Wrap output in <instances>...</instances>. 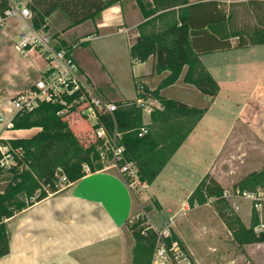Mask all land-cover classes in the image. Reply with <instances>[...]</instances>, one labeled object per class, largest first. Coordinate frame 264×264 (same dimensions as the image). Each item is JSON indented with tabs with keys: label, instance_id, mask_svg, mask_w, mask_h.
Here are the masks:
<instances>
[{
	"label": "trees",
	"instance_id": "1",
	"mask_svg": "<svg viewBox=\"0 0 264 264\" xmlns=\"http://www.w3.org/2000/svg\"><path fill=\"white\" fill-rule=\"evenodd\" d=\"M10 1L0 0V13L4 14ZM117 1L28 0L27 5L32 12L34 26L49 30L48 18L57 11L67 21L64 29H69L87 20L95 21L103 10ZM136 2L143 20L137 25V35L129 47L131 60L144 62L152 57L153 73L160 75V81L155 88L143 82L141 89L137 83L136 98L114 100L117 105L114 116L122 135L121 143L125 146L122 162H133L139 180L150 184L207 110L206 105H190L180 99L166 97L163 90L182 77L203 96L214 98L220 85L200 55L264 44V0L238 2L242 9L235 8L230 12L221 8L219 0ZM240 16H252L255 22L238 27L235 23ZM58 34L56 32L53 36ZM73 43L60 39L57 47L70 53ZM81 44L88 45L89 41ZM140 98H156L160 102V107L151 110L148 123L143 120V108L138 104ZM62 108L60 103L43 102L30 112L14 116L13 129H39L30 135L9 137L6 141L10 147L8 151L14 153V161L6 169L0 162V177L7 172L4 178L7 184L0 189V258L10 251L8 218L49 194L61 191L64 186L86 175L87 170L93 172L104 168L95 140L92 139L88 146L83 145L66 115L59 113ZM102 118L112 131L114 122L111 116L104 114ZM142 128L147 131L140 135ZM2 156L0 152V159ZM253 178L264 180V170L251 172L241 182ZM224 192V186L207 173L188 202L190 207H194L213 199L215 210L239 243L264 242V230H254L259 222L257 211L253 209V224L247 226L233 210ZM154 204L159 207L157 200ZM144 222L143 216L130 218L127 227L136 245L150 256L149 261L156 248L158 232ZM172 240H178L186 252L184 243L173 229L168 243ZM189 264L195 263L190 259Z\"/></svg>",
	"mask_w": 264,
	"mask_h": 264
},
{
	"label": "crops",
	"instance_id": "2",
	"mask_svg": "<svg viewBox=\"0 0 264 264\" xmlns=\"http://www.w3.org/2000/svg\"><path fill=\"white\" fill-rule=\"evenodd\" d=\"M58 13V11L53 13L48 18V22L50 23V18ZM62 17L67 25L65 17ZM14 19L17 24L20 23L18 18ZM142 20L143 15L136 0H119L103 10L100 18L83 22L89 23L88 31L86 36L80 37L77 42L69 41L60 34L55 38L64 39L69 43L74 42L70 53L80 70L89 77L99 91L102 89L99 88L101 85L95 82L80 64L74 49L83 41L92 42L101 35L102 28L113 25L119 26L121 30L129 28L130 47L137 35V25ZM64 28L65 26L62 31L66 30ZM56 32L59 30L54 33ZM245 51H253L260 57L251 61L244 60L241 56ZM230 52L239 53L237 59L236 56H226ZM23 53L24 56H32L35 59L34 65L41 71L44 66L41 55L36 51ZM200 58L218 81L219 93L214 98L204 96L203 99L209 102L206 105L207 110L156 179L150 184L146 183L143 189L147 198L157 200L159 203L158 211L150 219L153 228L162 230L170 227L187 245L196 264H213L209 254L214 244L210 246L209 254L197 253L188 237L175 222L172 221L166 225L167 217L164 213L172 214L175 209H183L185 212L196 209L198 205L190 207L188 198L207 173H211L222 184L215 171V161L223 147L231 142L239 125L244 126L264 142V44L203 53ZM146 63L150 64H147L148 70L143 75L156 77L158 85L160 75L153 73L152 57L144 62L132 61L134 66ZM108 80V83H114L113 79ZM249 80H253L254 84L246 83L245 87L244 85L241 87L239 81ZM181 81H183L182 77L169 87L183 83V89L195 95H201L199 90L193 88V85ZM225 83H227L226 88ZM33 84L28 83L18 93L29 89ZM2 94L5 96L3 91L0 92V96ZM180 100L183 101V99ZM184 101L195 105L190 99ZM148 114L150 119V111ZM74 119L77 124L70 125L76 134H81L86 127L89 129L88 124L81 117L75 115ZM145 121L148 123L149 120ZM215 125L224 132L215 141L218 147L208 167L201 175H198L192 171L198 160L197 145L209 142L207 129H214ZM32 129L36 131L39 128ZM26 130L28 129H17L15 136L1 135V137L26 136L23 133ZM171 192L178 195L168 194ZM134 206V190L117 167L108 166L93 172L87 170L86 175L64 186L61 191L49 194L6 220L10 232V251L0 258V264H125L127 220L132 217ZM236 209L239 213L240 208ZM155 219L158 220L159 227L155 225L153 221ZM169 219H172V216ZM258 244L264 245V242ZM261 257L262 260L255 264H264V254ZM216 264L225 263H219L216 260Z\"/></svg>",
	"mask_w": 264,
	"mask_h": 264
},
{
	"label": "rangeland",
	"instance_id": "3",
	"mask_svg": "<svg viewBox=\"0 0 264 264\" xmlns=\"http://www.w3.org/2000/svg\"><path fill=\"white\" fill-rule=\"evenodd\" d=\"M241 6L242 5L238 2L221 3V8L228 12L235 8L242 9ZM126 9H129V7H126ZM127 21L129 23V20ZM254 22L255 19L252 18V16H240L235 25L240 27L244 24ZM49 24V32L51 34L59 30L60 36L69 41H78L80 37L86 36V31H88L87 29L89 26V23H82L62 31V28L66 25L60 13L51 17ZM19 32V24L15 22L14 18L0 25V92L3 91L6 98L14 96L28 83L33 84L41 77V71L38 70L33 63L35 59L32 56H24V53L18 46L20 40ZM129 37V28L128 30H121L119 26L113 25L111 27L102 28L101 35L96 37L88 45L79 43L74 49V54L78 57L80 64L87 70L91 78L101 85V87H99L102 88L99 90L101 94L112 101L122 98H136V84L139 81L145 82L150 88L157 85L156 77L143 75V73L148 70V65L150 63L137 66L132 64L129 52ZM245 52L242 56L240 55L244 60L248 59L251 61L260 57L253 51ZM238 54L237 52H230L226 56H236L237 59ZM109 78L113 79L114 83H108ZM228 83L230 84V82ZM239 83L241 87L243 85L245 87L246 83L247 85L249 83L253 85L254 81H239ZM182 84L183 83H178L174 87L165 88L163 94L166 97L183 99V101L190 99L195 105L199 106L209 104L206 99H203L204 96L202 94L195 95L193 92L183 89ZM226 86L227 83H225V88ZM193 88H195V90L197 89L194 86ZM234 95L236 96V94ZM1 96H3V94ZM158 105H160V102L156 98H149L146 100L144 107H142L144 122H146L145 120H149L148 122H150L148 110L151 113V110ZM145 108H148V110ZM75 115L78 116L77 114H72L69 115L68 118L66 117L72 126L77 124L74 119ZM88 123L86 122V124ZM218 127L219 126L215 125L213 127L214 129H207V132H209L207 134L208 143H199L197 145L198 160L196 166L192 168V171L196 172L198 175H201V173L205 171L216 153L218 145L215 144V141H217L218 137L224 132V130ZM34 132V129L29 128L23 133L30 135ZM0 134L15 136L17 132L15 129H3L2 125H0ZM77 136L85 146H88L90 142H92L90 127L89 129L86 127L85 131L81 134L78 133ZM8 138L9 137H0V145L4 151L10 149L9 144L6 143ZM13 154L14 153H12L11 157H7L9 163L5 165V169L14 161ZM108 163L109 162H106V164ZM261 170H264V142L255 137L244 126L239 125L233 134L231 142L223 147L219 157L216 159L215 171L219 175L225 188L224 193L227 192V194H231L227 197L231 207L237 214L240 213V217L247 226L253 224L252 203L242 196V193L240 195L234 193L237 189L243 192L254 191L264 187V180L258 178L241 182V180L251 172ZM6 175L7 172L0 177V189H3L7 184V181L4 179ZM143 188L141 184H137L133 188L135 193V206L131 218L136 219L138 216H143L145 218L144 225L153 227L150 219L152 215L158 211V208L154 204L153 199L145 196ZM168 194L173 196L178 195L175 192ZM212 201L213 199H208L205 203L198 204L196 209H192L189 212H185L183 209H175L172 214L164 213L167 217L166 225L170 224L172 221L175 222L176 225L182 229L183 233L188 237L190 244L199 254H209L210 246L214 244L211 249L212 252L209 254L213 264H216V260H218L219 263L225 264H255L260 262L262 260L261 255L264 254V245H259L258 243L260 242L239 243L218 215ZM236 208H240L239 213ZM170 216H172V219H169ZM153 221L156 226H160L157 219ZM258 223L254 226V230ZM126 234L127 259L125 264H135L137 262L139 263V261L143 264H152L155 251L151 255V259L147 261L149 255L141 251L136 245V240L129 227L126 229ZM184 246L189 260L192 259L194 261L185 243ZM139 256H141V260H139ZM165 264L178 263L175 260L167 259ZM181 264H187V262L182 261Z\"/></svg>",
	"mask_w": 264,
	"mask_h": 264
},
{
	"label": "built area",
	"instance_id": "4",
	"mask_svg": "<svg viewBox=\"0 0 264 264\" xmlns=\"http://www.w3.org/2000/svg\"><path fill=\"white\" fill-rule=\"evenodd\" d=\"M28 0H11L9 7L4 14L0 13V25H3L10 18L19 20L18 46L22 52L36 51L44 62L41 69V77L27 90L6 98L0 96V125L3 129L14 128V116L17 113L30 112L43 102L60 103L63 108L60 114L67 116L77 114L88 123L92 133V139L97 143L100 160L104 167H117L126 177L132 188L137 184L145 186L139 180L137 168L133 162L123 163L125 146L121 143V132L117 128L114 111L116 103L104 97L91 82L89 77L80 70L73 55L65 48L57 47V40L53 34L44 27L37 28L32 21V12L27 5ZM249 0H219L223 2H244ZM138 86L143 89V82L139 81ZM146 100L138 99V104L144 107ZM148 110V108H145ZM149 111V110H148ZM109 114L114 122L113 130H109L102 116ZM142 128V132H146ZM1 137V134H0ZM4 151L0 145L2 158L1 165L8 162L7 157L11 153ZM20 151V150H17ZM106 162H109L106 164ZM88 168V167H86ZM242 193V194H241ZM234 194L242 195L252 203L253 209L258 213L259 223L256 231L264 230V187L254 191H243L239 189ZM226 197L231 194L224 193ZM158 238L152 264H165L167 259L175 260L178 264L190 260L178 240H172L171 228L156 230Z\"/></svg>",
	"mask_w": 264,
	"mask_h": 264
}]
</instances>
